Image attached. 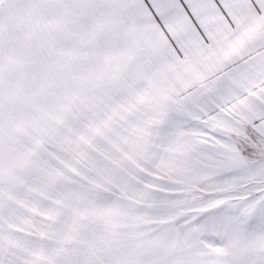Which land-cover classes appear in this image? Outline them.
I'll use <instances>...</instances> for the list:
<instances>
[{
	"label": "snow or ice",
	"instance_id": "obj_1",
	"mask_svg": "<svg viewBox=\"0 0 264 264\" xmlns=\"http://www.w3.org/2000/svg\"><path fill=\"white\" fill-rule=\"evenodd\" d=\"M0 264H264V0H0Z\"/></svg>",
	"mask_w": 264,
	"mask_h": 264
}]
</instances>
